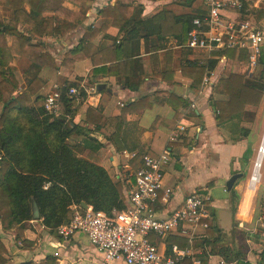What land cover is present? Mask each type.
<instances>
[{
	"label": "crops",
	"instance_id": "crops-1",
	"mask_svg": "<svg viewBox=\"0 0 264 264\" xmlns=\"http://www.w3.org/2000/svg\"><path fill=\"white\" fill-rule=\"evenodd\" d=\"M252 3L256 10L264 9L260 0ZM118 4L128 7L129 11L119 24L129 19L130 12L138 6L143 8L144 20L153 19L163 11L177 16L196 11L203 13L199 0H80V3L68 0L64 6L84 14L86 19L75 23L55 17V26L61 35L37 39L44 44L45 53L54 58L56 68L40 69L26 58L11 65L20 84L19 92H26L37 77L44 83L38 93L44 99L57 87L60 89L61 78L86 91L83 103L72 108L67 118L71 124L93 131L92 136L102 145L97 154L100 165L114 181L122 184L126 206L134 189L132 175L139 169L136 166H141L142 157H158L165 152L170 154V162L164 168V188L171 189L172 193L165 201V192H159L153 206L156 216L168 218L191 194L210 198L205 205L208 218L199 225H186L195 233L192 245L188 246V239L179 231L165 240L151 237L161 253L169 255L170 246L178 245L182 249L190 248L191 257L187 260H191V264H264L261 190L250 187L254 155L259 149L256 143H260L262 134L258 127L247 137L234 141L229 126H217L213 103V100L224 99L214 93L216 84L232 73L251 76L248 66L227 59L219 61L211 70L209 65L213 58L183 47L184 44L172 36L159 44L151 38L150 42L141 40L133 48L124 45L123 35L113 25V18L103 15L105 9ZM20 27L22 32L26 30ZM94 31H98V36L88 44L83 54L86 58L76 62L72 69L63 67L67 55ZM133 50L134 56L131 55ZM189 64L204 68L199 82L193 71L185 69ZM233 68L236 71H232ZM209 70L215 75L213 83L205 87L204 78ZM227 71L228 75L222 77ZM139 81L137 89L128 86ZM192 104L196 106L194 109ZM89 109L99 113L90 117L93 122L87 121ZM253 109L248 107L245 116ZM65 114V109L60 107L56 115ZM101 117L104 124L94 123L101 122ZM246 122L245 119L241 123V128H249ZM179 127L185 131L176 142H171V136ZM84 139L74 135L69 144L75 147ZM88 153L87 150L80 157L86 158ZM133 153L137 157L130 159L128 156ZM261 174L264 181V160ZM234 175L243 176L228 191L226 184ZM205 222L208 228L203 227ZM0 237L9 251L7 264H47L50 258H55L58 264H103V254L92 247L86 234L78 233L65 240L50 232L41 217L11 231H5L0 220ZM115 264L125 263L117 261Z\"/></svg>",
	"mask_w": 264,
	"mask_h": 264
},
{
	"label": "trees",
	"instance_id": "trees-1",
	"mask_svg": "<svg viewBox=\"0 0 264 264\" xmlns=\"http://www.w3.org/2000/svg\"><path fill=\"white\" fill-rule=\"evenodd\" d=\"M67 1L0 0V220L5 231L23 227L33 221L34 203L40 209L42 224L52 233L72 220L70 207L73 205L81 206L85 203L95 211L109 215L114 210L126 209L122 184L114 181L100 165L97 154L102 145L92 136L93 131L81 129L67 118L72 108L83 103L86 91L69 83L66 78H61L59 103L66 114L51 115L45 109V99L38 96L43 88L42 80L37 77L26 92L20 93V84L10 69L21 58L28 59L40 69L46 66L56 68L54 58L45 53L44 44L37 38L61 35L55 26L56 16L75 23L86 19L84 14L67 9L64 6ZM77 1L80 3V0ZM242 1L245 8H248L249 2L253 0ZM260 1L264 5V0ZM3 9L11 12L10 20H5ZM142 13L143 8L138 6L130 12L129 19L119 24L129 11L128 7L118 4L114 8L105 9L103 15L113 18V25L123 35V44L132 48L140 44L141 40L150 42L151 38H155L159 44L168 36L185 44L193 20L202 16L201 11L180 16L171 11H163L153 19L144 20ZM254 15L259 23L264 21V9L254 12ZM20 26L26 30L22 32ZM97 36L98 31L89 33L83 43L67 55L63 67L72 69L76 62L84 60L86 57L83 54H86L88 44ZM134 54L133 50L131 55ZM222 57L240 65L248 62L246 52L228 51L214 57L209 65L211 70L216 68ZM259 67L262 68L259 78L254 73L251 76L232 73L214 87V93L224 97L213 100L217 126H229L234 141L247 137L250 132L241 128L247 108H259L262 104L264 52ZM185 69L196 74L194 78L197 82L202 79L204 68L189 64ZM140 84L141 81L128 86L137 89ZM71 88H78L80 96L71 97ZM98 114L89 109L87 121L93 122L90 117ZM100 121L94 123H105L102 117ZM74 135L83 136L84 144L71 146L69 140ZM87 150L89 153L86 158L80 157ZM47 183L51 185L45 190ZM171 248L172 245L169 253ZM8 254L7 246L0 237V264L8 263ZM262 258L264 262V254ZM47 264L58 263L55 258H50ZM180 264H191V260L185 259Z\"/></svg>",
	"mask_w": 264,
	"mask_h": 264
},
{
	"label": "built area",
	"instance_id": "built-area-1",
	"mask_svg": "<svg viewBox=\"0 0 264 264\" xmlns=\"http://www.w3.org/2000/svg\"><path fill=\"white\" fill-rule=\"evenodd\" d=\"M199 1L203 6L202 16L193 20L188 40L183 47L202 52L209 59L228 51L246 52V65L249 73L253 74L259 67L264 52V32L261 24L255 19L254 7L245 8L242 0ZM225 60L227 58L222 57L220 61ZM214 75L210 70L207 72L203 83L205 87L213 83ZM69 95L78 97L80 91L78 88H71ZM60 99L58 87L46 97L45 109L49 114H58ZM195 107V104H192V108ZM184 131L183 127H179L170 141L176 142ZM263 139L264 137L262 141ZM260 150L261 147L252 169L250 187L260 188L264 212V181L261 174L263 161L257 167ZM128 157L134 159L137 154L133 153ZM169 162L168 152L158 157L144 155L141 167L132 175L134 189L130 193L125 210H114L109 215L93 208L83 209L79 205H73L72 220L59 226L57 235L69 240L78 233L86 234L92 247L103 254V264H115L117 261H123L125 264H180L190 258V248L182 249L173 245L167 255L161 253L151 240L152 236L165 240L179 231L188 239L190 246L195 239V233L187 229L186 225H199L208 218L205 205L210 198L197 193L187 196L182 207L168 218L161 219L156 216L153 206L158 201L159 192H165V201H168L172 193L171 189L164 188V168ZM50 185L47 183L44 189L47 190ZM203 227L208 228V223H203Z\"/></svg>",
	"mask_w": 264,
	"mask_h": 264
},
{
	"label": "rangeland",
	"instance_id": "rangeland-1",
	"mask_svg": "<svg viewBox=\"0 0 264 264\" xmlns=\"http://www.w3.org/2000/svg\"><path fill=\"white\" fill-rule=\"evenodd\" d=\"M190 1V0H189ZM254 4L252 3V2H249V5L248 6H253ZM254 7V6H253ZM254 11L255 12H259V9H257L256 10V8L254 7ZM3 15H4V18H5V20L6 21H8V20H10L11 19V12L9 11V10H6V9H3ZM260 24H261V28H262V30H263V32H264V21H262V22H260ZM21 28V27H20ZM22 59V58H21ZM20 59V60H21ZM19 60V61H20ZM18 61V62H19ZM17 62V63H18ZM16 63V64H17ZM236 71V69L235 68H233V70L232 71ZM261 70H262V68L261 67H257L256 69H255V71H254V75H255V77H257V78H259V75H260V72H261ZM231 70H229V72H230ZM228 71L227 72H225L223 75H222V77H225V76H227L228 75V73H229ZM238 72V71H237ZM239 72H243V70L241 69ZM219 83V82H218ZM217 83V84H218ZM216 84V85H217ZM260 118L262 119V120H260ZM246 123H247V127H249L248 129H249V131L251 132V131H257L256 129H258V127L260 128V133L262 134V137H261V139H260V143H259V141L256 143L257 145V147H258V145H259V147H260V145H261V143H262V138H263V134H264V106L261 104L260 105V107L259 108H254L253 110H251L250 112H249V115L246 117ZM258 121H259V126H257V123H258ZM252 142H253V137H252ZM254 143V142H253ZM256 147V148H257ZM257 154H258V152H257ZM257 154L255 153V155H254V158H256L257 159ZM249 156V155H248ZM247 156V157H248ZM256 159H255V161H256Z\"/></svg>",
	"mask_w": 264,
	"mask_h": 264
},
{
	"label": "water",
	"instance_id": "water-1",
	"mask_svg": "<svg viewBox=\"0 0 264 264\" xmlns=\"http://www.w3.org/2000/svg\"><path fill=\"white\" fill-rule=\"evenodd\" d=\"M243 175H234L233 177H231L229 179V181L226 184L227 190L231 191L232 188L234 187L235 183L237 182V180L241 179ZM82 207L84 209H87L88 206L85 203H82ZM33 218L34 220L38 221L40 220V210L39 207L36 203H34V213H33Z\"/></svg>",
	"mask_w": 264,
	"mask_h": 264
},
{
	"label": "bare ground",
	"instance_id": "bare-ground-1",
	"mask_svg": "<svg viewBox=\"0 0 264 264\" xmlns=\"http://www.w3.org/2000/svg\"><path fill=\"white\" fill-rule=\"evenodd\" d=\"M263 137H264V134H263ZM262 143H263V144H261L262 146H260L261 147V150H260V156H259L258 161H257V167L260 166V164L262 163V161L264 159V142L262 141Z\"/></svg>",
	"mask_w": 264,
	"mask_h": 264
}]
</instances>
